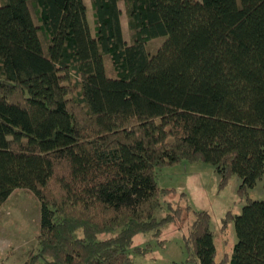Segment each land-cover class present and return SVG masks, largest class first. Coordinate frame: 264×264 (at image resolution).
Instances as JSON below:
<instances>
[{
    "label": "trees",
    "instance_id": "obj_1",
    "mask_svg": "<svg viewBox=\"0 0 264 264\" xmlns=\"http://www.w3.org/2000/svg\"><path fill=\"white\" fill-rule=\"evenodd\" d=\"M28 2L0 0V207L16 189L40 203L24 264H134L136 235L189 213L173 264H264V200L226 212L237 242L220 261L209 212L166 202L154 217L177 194L161 169L210 165L240 197L261 179L264 0H90L93 28L83 0H33L35 21Z\"/></svg>",
    "mask_w": 264,
    "mask_h": 264
},
{
    "label": "rangeland",
    "instance_id": "obj_2",
    "mask_svg": "<svg viewBox=\"0 0 264 264\" xmlns=\"http://www.w3.org/2000/svg\"><path fill=\"white\" fill-rule=\"evenodd\" d=\"M32 1L28 5L32 9ZM121 10V26L123 38L127 44L130 43L125 9L122 2L119 3ZM92 18L91 12L89 13ZM91 28L93 24L89 19ZM165 38L151 40L146 45L149 55H154ZM107 73L113 76V69L108 59ZM193 166L195 171H202L195 174L196 180L189 181L186 168ZM204 169V170H203ZM219 178L210 165L197 163L190 164L183 162L179 166L168 167L158 171V185L163 189H175L177 194L170 195L163 199L162 208L157 210L154 217L160 220L166 213L165 203L170 202L180 208L189 206L192 211H207L211 215V230L215 234L216 246L215 261H220L224 255L230 256L237 238L233 223L221 233L222 220L227 211L233 214L241 213L242 207L248 199L253 201L264 200V171L255 187L244 196L237 193L240 179L233 176L225 189H218ZM197 192V195L195 193ZM185 194L182 199L179 194ZM193 221V214H184L182 223L165 224L157 231L136 235L129 247L127 254L134 264H173L185 263L187 253L184 249V237L188 233L190 224ZM40 226V203L37 197L27 189L14 190L9 198L0 207V264H24L31 253L38 250L37 235ZM110 234H100L97 240H104Z\"/></svg>",
    "mask_w": 264,
    "mask_h": 264
},
{
    "label": "crops",
    "instance_id": "obj_3",
    "mask_svg": "<svg viewBox=\"0 0 264 264\" xmlns=\"http://www.w3.org/2000/svg\"><path fill=\"white\" fill-rule=\"evenodd\" d=\"M84 1V3H85V6H86V8H87V20H88V23H89V25H90V22H89V19H91V21H92V24H93V20H92V18H91V16H89L90 14V12H91V6H90V0H83ZM120 3V2H119ZM120 8V7H119ZM91 15H92V13H91ZM90 27H91V25H90ZM186 171V174H188L189 175V177H188V180L189 181H191L192 179L193 180H196L197 178H196V176H195V174H197V175H199L202 171H199V169H197L196 171H195V169H194V167L193 166H190V168H186L185 169ZM204 170V169H203ZM192 180V181H193ZM194 184V181H193V183H192V185ZM195 193H196V195H197V192L195 191Z\"/></svg>",
    "mask_w": 264,
    "mask_h": 264
}]
</instances>
